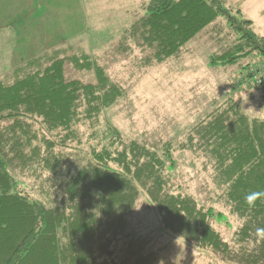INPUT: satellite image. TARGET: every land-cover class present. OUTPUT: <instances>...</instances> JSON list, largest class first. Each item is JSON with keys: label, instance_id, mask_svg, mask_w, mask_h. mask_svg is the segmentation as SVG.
<instances>
[{"label": "trees", "instance_id": "16d2710c", "mask_svg": "<svg viewBox=\"0 0 264 264\" xmlns=\"http://www.w3.org/2000/svg\"><path fill=\"white\" fill-rule=\"evenodd\" d=\"M141 4L115 49L122 59L140 51L144 66H161L178 60L201 34L230 29L239 38L210 64L245 62L240 73L264 97V36L240 9L228 0ZM66 49L0 78V264H157L160 250L128 232L142 195L162 234L226 264H264V237L257 234L264 197L254 206L245 202L248 193L264 192V119L248 118L230 100L189 132L181 150L214 172L216 202L203 205L174 190L172 145L148 147L110 126L87 134L85 127H95L124 90L81 48L70 55ZM71 70L95 72L96 82ZM213 205L237 220L231 241L215 227L229 221Z\"/></svg>", "mask_w": 264, "mask_h": 264}, {"label": "rangeland", "instance_id": "374dc122", "mask_svg": "<svg viewBox=\"0 0 264 264\" xmlns=\"http://www.w3.org/2000/svg\"><path fill=\"white\" fill-rule=\"evenodd\" d=\"M144 1L149 0H0V78H10L16 68L48 51L68 48L65 54L70 55L81 48L124 90L95 127H85L87 134L96 129L103 134L110 126L127 140L148 147L172 145L174 164L169 174L174 190L212 206L218 194L212 168H205L204 159L182 151L181 145L198 123L230 100L239 103L248 118L264 119L263 93L244 80L240 70L245 62L235 68L210 64L212 55L222 54L239 38L230 29L220 30L219 36L201 34L178 60L161 66H144L140 51L122 59L115 49L123 32L141 14ZM228 1L264 36V0ZM71 73L85 82H96L95 72ZM213 206L228 217L229 222H216L215 227L231 241L237 220ZM159 227L154 208L142 195L129 217L128 232L150 240L151 247L160 250L157 264H226L162 234Z\"/></svg>", "mask_w": 264, "mask_h": 264}, {"label": "clouds", "instance_id": "9594fccd", "mask_svg": "<svg viewBox=\"0 0 264 264\" xmlns=\"http://www.w3.org/2000/svg\"><path fill=\"white\" fill-rule=\"evenodd\" d=\"M260 197H264V192L261 191H253L248 193L245 196V202L249 205V206H254L255 202L260 198ZM257 234L258 236L264 237V228H258L257 229Z\"/></svg>", "mask_w": 264, "mask_h": 264}]
</instances>
